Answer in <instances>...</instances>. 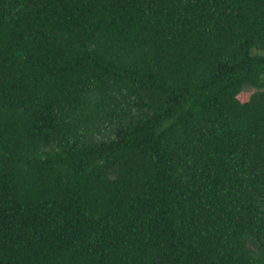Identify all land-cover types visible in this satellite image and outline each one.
<instances>
[{
	"label": "trees",
	"instance_id": "obj_1",
	"mask_svg": "<svg viewBox=\"0 0 264 264\" xmlns=\"http://www.w3.org/2000/svg\"><path fill=\"white\" fill-rule=\"evenodd\" d=\"M0 264H264V0H0Z\"/></svg>",
	"mask_w": 264,
	"mask_h": 264
}]
</instances>
